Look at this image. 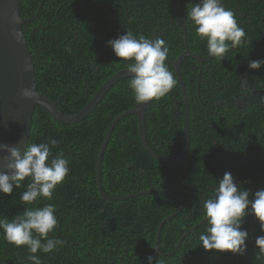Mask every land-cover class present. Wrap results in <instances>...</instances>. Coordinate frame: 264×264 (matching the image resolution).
<instances>
[{
  "label": "trees",
  "instance_id": "obj_1",
  "mask_svg": "<svg viewBox=\"0 0 264 264\" xmlns=\"http://www.w3.org/2000/svg\"><path fill=\"white\" fill-rule=\"evenodd\" d=\"M198 2L20 0V16L27 19L22 32L37 92L64 115L79 112L107 79L127 69L125 64L131 61L119 60L107 46L127 31L137 38H163L169 47L165 63L175 77L172 63L185 48L208 57L206 42L194 27L180 25L187 6ZM230 2L223 6L236 14L247 43L222 61L208 57L210 61L201 64L188 57L179 66L187 118L190 110L186 156L172 164L149 156L134 116L115 124L102 154L100 186L106 196L120 198L157 189L181 200V211L160 232L159 250L165 256L155 250L156 230L177 211V202L161 193L111 202L100 197L96 187V157L106 130L116 116L137 105L128 87L131 77L117 80L95 109L75 124H59L40 108L34 109L27 143L57 140L52 156L62 152L70 169L53 199L34 205H55L58 224L49 236L64 242L51 253L38 252L42 264H148L149 256L154 262L159 258L161 264H264L256 246V238L264 231L251 209L241 224L248 233L242 255L206 251L199 241L207 227L202 205L225 172L231 173L238 190L250 191V200L256 191L264 190V86L258 85L264 81V67L249 69L250 61L264 60V0ZM241 79L249 81L250 92L242 91ZM181 95L176 79L175 88L151 101L145 111L147 144L163 157H176L182 151ZM26 184L14 187L11 196L0 193V218L11 220L23 212L20 196ZM28 255L26 247L7 243L0 232V264H30Z\"/></svg>",
  "mask_w": 264,
  "mask_h": 264
},
{
  "label": "clouds",
  "instance_id": "obj_2",
  "mask_svg": "<svg viewBox=\"0 0 264 264\" xmlns=\"http://www.w3.org/2000/svg\"><path fill=\"white\" fill-rule=\"evenodd\" d=\"M182 22L194 27L196 35L206 42L207 56L218 61L247 43L245 29L238 23L236 14L223 6L222 0H199L189 4ZM107 46L119 60L131 61L125 67L131 74L128 87L137 105L158 101L175 88L176 79L165 63L169 47L163 38H137L127 31L117 39L109 40ZM262 67L264 60L249 62L250 70ZM258 85L264 86V81ZM241 89L248 93L253 88L249 87L247 79H241ZM23 95L30 97L31 93L25 90ZM57 145V140L50 139L48 142L27 143L21 151L19 147L0 144V152L7 153L3 157L6 171L0 172V193L11 196L14 187L20 189L27 181L26 190L20 196L23 212L11 220L0 218V232L7 243L16 248H27L30 264H42L36 255L38 252L51 253L64 243L49 236L58 224L55 205L34 206L41 199L52 200L57 186L69 175V160L63 153L52 156L51 149ZM250 195L249 190H238L231 173L225 172L202 205L207 227L199 236L200 246L206 251L219 253L242 255L246 251L248 233L242 230L241 224L249 209L264 231V190L256 191L253 200ZM256 246L259 254L264 256V235L256 238ZM147 259L148 264H161L159 258L155 262L151 256Z\"/></svg>",
  "mask_w": 264,
  "mask_h": 264
},
{
  "label": "water",
  "instance_id": "obj_3",
  "mask_svg": "<svg viewBox=\"0 0 264 264\" xmlns=\"http://www.w3.org/2000/svg\"><path fill=\"white\" fill-rule=\"evenodd\" d=\"M19 2L20 0H0V144L19 147L23 151L28 142L32 116L36 107L43 110L53 121L59 124L71 125L78 123L95 109L101 98L117 80L131 77V74L128 73L127 69L115 73L101 85L83 109L75 114L64 115L54 102L36 90L34 66L22 32V26L27 22V19L20 16ZM188 57L200 63L207 60L192 54L185 48L183 53L172 63L183 100V147L181 153L176 157H163L148 146L144 132V115L150 104L148 102L145 105H136L133 109L119 114L110 122L96 157V187L100 197L104 200L113 202L145 194L161 193L168 195L177 202V211L163 219L156 230L155 250L163 256L165 255L161 253L158 245L160 232L164 223L181 211V200L170 192L157 189L120 198L106 196L101 191L100 186L101 158L112 129L121 118L126 116L136 118L141 145L149 156L161 163L168 164L177 163L186 156L189 148L188 118L190 110L188 107L187 118V95L179 66ZM25 90L31 93L30 97L23 95ZM5 155L7 153L0 152V172L6 171L3 166ZM180 241L177 243L176 248L179 246Z\"/></svg>",
  "mask_w": 264,
  "mask_h": 264
},
{
  "label": "flooded vegetation",
  "instance_id": "obj_4",
  "mask_svg": "<svg viewBox=\"0 0 264 264\" xmlns=\"http://www.w3.org/2000/svg\"><path fill=\"white\" fill-rule=\"evenodd\" d=\"M231 0H222V3L224 4V5H230L232 2H230ZM237 1H239L240 3H242V0H237ZM176 2H178V0H176ZM182 15V14H181ZM181 17V16H180ZM179 19L180 18H178V20L177 21H179ZM180 25H182V26H184V24H183V22L181 21V23H180ZM185 27V26H184ZM202 58H206L207 60L205 61V62H202V63H208V61H210V58H208V57H202ZM201 63V64H202ZM200 68H202V66H200ZM206 69H208L207 67H206ZM228 73L229 72H226V74L228 75ZM229 78L230 79H233V77L232 76H230L229 75ZM183 80V79H182ZM187 103H188V100H187Z\"/></svg>",
  "mask_w": 264,
  "mask_h": 264
},
{
  "label": "rangeland",
  "instance_id": "obj_5",
  "mask_svg": "<svg viewBox=\"0 0 264 264\" xmlns=\"http://www.w3.org/2000/svg\"><path fill=\"white\" fill-rule=\"evenodd\" d=\"M185 87V86H184ZM181 98H182V95H181ZM182 128H183V122H182Z\"/></svg>",
  "mask_w": 264,
  "mask_h": 264
}]
</instances>
